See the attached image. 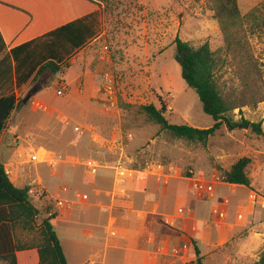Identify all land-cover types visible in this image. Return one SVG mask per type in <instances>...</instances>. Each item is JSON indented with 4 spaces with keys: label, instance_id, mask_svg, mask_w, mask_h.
<instances>
[{
    "label": "rangeland",
    "instance_id": "rangeland-1",
    "mask_svg": "<svg viewBox=\"0 0 264 264\" xmlns=\"http://www.w3.org/2000/svg\"><path fill=\"white\" fill-rule=\"evenodd\" d=\"M235 1L240 18L222 24L215 18L212 0H101V38L90 47L94 50L92 77L78 72V57L65 56L58 62L62 73L47 70L42 76L52 78L41 93L55 98L51 109L46 112L34 97L13 113L0 137V164L26 177L19 186L33 179L31 186L46 193L43 201L32 198L40 210L38 223L49 217L48 206L55 211L52 204L59 199V186L64 193L71 192L69 184L61 182L67 173L75 171L81 179L89 178L100 167L115 168L118 181L145 179L142 190L150 192L151 198L137 197L142 203L160 202L158 191L163 190L158 180L167 181L163 185L172 207L179 190L199 196L193 189L195 180L219 177L208 205L218 213H233L235 202L243 197L231 194L232 187L223 184V174L246 157L252 160L247 175L254 191L264 197V0ZM177 37L195 48L209 44L215 53L218 88L233 108L231 116L240 123L233 131L223 126L206 145L171 137L140 110L141 106L161 109L166 105L165 117L171 124L213 127L214 120L203 112L196 91L182 79L175 61ZM99 67L107 70L104 80L97 73ZM110 86L112 98L107 93ZM93 89L99 90L97 96H91ZM56 90L63 95L56 96ZM86 91H91L90 96ZM253 124H260L261 134ZM74 188L68 204L83 201L77 195L97 194L90 186ZM246 193L245 187L239 188V195ZM257 211L264 215L260 208ZM53 224L62 236L69 264L83 262L87 252L75 251L66 243L72 227L63 219ZM208 264L227 261L215 257Z\"/></svg>",
    "mask_w": 264,
    "mask_h": 264
},
{
    "label": "crops",
    "instance_id": "crops-1",
    "mask_svg": "<svg viewBox=\"0 0 264 264\" xmlns=\"http://www.w3.org/2000/svg\"><path fill=\"white\" fill-rule=\"evenodd\" d=\"M103 9L101 0H0V99L10 95L23 97L36 83L45 63L61 62L65 56L67 59L78 57V72L92 77L94 50L90 47L101 38L98 29ZM80 55H83L82 61ZM104 72L107 70L99 67L97 73L102 76ZM105 76L108 78L109 74ZM93 90L92 94V90L86 93L97 96L99 90ZM41 93L35 96V102L48 112L55 98ZM55 94L58 96V90ZM6 170L18 188L35 183L32 179L19 186L27 181L26 177L7 167ZM116 174L115 168L100 167L89 178L81 179L79 172L73 171L61 180L62 185L69 184L71 192L64 193L59 186L60 200L67 202L72 198L76 192L74 186H90L97 193L92 197L86 194L87 201L59 208L56 218L72 227L65 238L71 249L87 252L80 264H194L195 250L184 249L186 244L197 246L200 257H204L203 264L215 257L227 264H252L260 260L264 252V215L257 210L264 211V197L254 191L252 184L245 187L246 196L238 194L244 186L227 184L232 187V195L243 198L235 202V212H221L225 217L220 218L211 216L210 212L215 214L216 209H210L207 202L214 199L215 192L198 196L193 191L179 190L175 208L170 205L172 199H168L163 185L167 181L162 183L159 179V188L162 186L163 190L158 191L161 201L142 203L137 197L151 194L142 190L141 184L146 180L118 181ZM76 175L79 179H74ZM230 202L227 197L225 204ZM181 208L183 214L179 213ZM172 218H176L175 227L167 224ZM112 231L117 233L113 237ZM57 233L66 254L62 236ZM17 259L18 264H39L37 250L18 252Z\"/></svg>",
    "mask_w": 264,
    "mask_h": 264
},
{
    "label": "trees",
    "instance_id": "trees-1",
    "mask_svg": "<svg viewBox=\"0 0 264 264\" xmlns=\"http://www.w3.org/2000/svg\"><path fill=\"white\" fill-rule=\"evenodd\" d=\"M212 3L215 18L220 23L224 24L240 18L235 0H212ZM175 46V61L181 67L182 79L188 88L196 91L203 112L214 120V125L209 129H199L188 124H171L165 117L166 105L161 109L154 105L141 106L140 110L147 119L177 140L203 145L216 136L223 126L231 131L240 127V123L231 116L233 108L221 95L215 80L216 59L209 44L205 43L195 48L177 37ZM65 66L69 68L66 64ZM47 70L53 74H60L63 72V65L53 60L45 63L34 82ZM23 106L22 97L18 98L16 95L0 99V137L13 113ZM253 129L257 134L262 132L260 124H253ZM251 162L250 158L240 159L229 171L224 172V182L251 187L252 182L247 175V168ZM31 188L32 186L16 187L10 180L5 166L0 165V264H18L17 253L30 250H37L39 264H68L62 242L53 225V221L58 216V209L55 204H52L55 211L48 206L49 217L38 223L40 210L29 195ZM40 200L43 201V197ZM192 247L197 256L194 264H203L204 257H200L199 249L195 244ZM252 264H264V252L260 260Z\"/></svg>",
    "mask_w": 264,
    "mask_h": 264
},
{
    "label": "built area",
    "instance_id": "built-area-1",
    "mask_svg": "<svg viewBox=\"0 0 264 264\" xmlns=\"http://www.w3.org/2000/svg\"><path fill=\"white\" fill-rule=\"evenodd\" d=\"M107 93L112 98L114 93H113V90H112L111 86L108 87ZM58 95L59 96L63 95V91L62 90L58 91ZM37 159L38 158L36 156H31V160L32 161H37ZM219 181H220L219 177H216L214 180H211V181L210 180H206V179L195 180L193 182V189L199 194V196H202L204 194H213L215 192V185ZM66 190L67 189H65V191ZM43 194L44 193H42L41 190L35 189L33 187L29 190V195L33 199L35 198L37 200H40L41 197H43ZM77 198L81 199L83 201H87L88 200V196L87 195H77ZM66 204H68V203L66 201H64V200L57 199V201H56V205H57L58 208L65 207ZM179 213H181V214L184 213L183 208L179 209ZM215 215H217L220 218H224L225 217L224 213H221V212L218 213L217 211H215ZM167 224L170 225L171 227H175L176 224H177L176 218L170 219L169 221H167ZM183 248L186 249V250H189L190 248H192V246L190 244H186V245H184ZM177 253H178V251H177Z\"/></svg>",
    "mask_w": 264,
    "mask_h": 264
},
{
    "label": "water",
    "instance_id": "water-1",
    "mask_svg": "<svg viewBox=\"0 0 264 264\" xmlns=\"http://www.w3.org/2000/svg\"><path fill=\"white\" fill-rule=\"evenodd\" d=\"M43 74L39 77L36 83L30 88V90L26 93L24 98L22 99V104L27 105L36 95L47 89L51 82L52 78L42 77Z\"/></svg>",
    "mask_w": 264,
    "mask_h": 264
}]
</instances>
